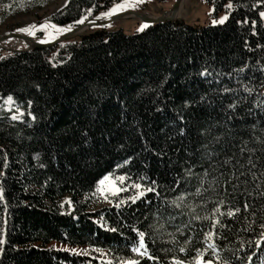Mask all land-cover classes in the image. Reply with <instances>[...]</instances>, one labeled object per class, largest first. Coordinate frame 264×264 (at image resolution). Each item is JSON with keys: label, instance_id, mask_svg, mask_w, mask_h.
Returning a JSON list of instances; mask_svg holds the SVG:
<instances>
[{"label": "trees", "instance_id": "trees-1", "mask_svg": "<svg viewBox=\"0 0 264 264\" xmlns=\"http://www.w3.org/2000/svg\"><path fill=\"white\" fill-rule=\"evenodd\" d=\"M227 3L220 25L174 20L133 34L96 27L53 64L52 49L0 57V99L11 95L25 114L14 122L0 110V264H97L51 244L139 264H194L200 249L219 264L206 248L208 231L216 234L219 260L264 264V0H215L214 7ZM110 4L68 0L50 21L73 28L84 9L96 17ZM204 68L211 75L200 76ZM249 157L255 168L245 163ZM106 175L125 176L129 190L140 183L156 191L132 203L135 194L126 190L110 207L90 212L87 198ZM64 197L72 206L67 213L58 208ZM220 201L222 212L241 211L217 214L224 227H214ZM133 228L145 232L155 259L131 251Z\"/></svg>", "mask_w": 264, "mask_h": 264}, {"label": "rangeland", "instance_id": "rangeland-1", "mask_svg": "<svg viewBox=\"0 0 264 264\" xmlns=\"http://www.w3.org/2000/svg\"><path fill=\"white\" fill-rule=\"evenodd\" d=\"M109 1L111 2L110 7H112L113 3L122 2V0ZM175 1L176 0H142V2L137 3L136 0H129V3H133L135 4V6L126 8L125 10L120 11L115 15L135 12L152 18L167 16ZM67 2L68 0H10L8 4L0 5V41L3 40L0 42V57L5 56L7 53L27 50L31 46V43H28V41H23L21 44H18L16 46L15 44H10V46V41L18 40L16 38H11V35H20L27 38H31L37 43H39L38 41L43 40L44 42L39 44H44L51 42L56 38L68 33L69 31L63 32L62 34H57L56 30L53 28H46L43 30L38 29L35 31L34 36L28 35L24 32L16 31V29L26 27L27 25L39 26L44 24L46 21L53 24L50 21V18L54 14L60 12L66 6ZM214 2L215 0H187L184 6L181 8L182 10H180L179 15L175 16V20L183 22L187 25H195L199 27L223 24L226 20L223 23L216 24H213V21H218L223 16L227 17L228 11L231 8L226 7V5H228L227 3L224 5L222 10L217 11L214 7ZM115 15H112L108 18L100 17V14L96 17H92L91 12L89 13L88 10L84 9L81 18L86 17V19L84 20L85 23L89 21H105ZM97 17L100 18L98 19ZM262 20L264 22V18H262ZM82 24H76V26ZM142 24L143 23L139 22V20L134 16L126 15L125 18L108 24L105 29L109 31L122 29L126 34H133L134 32H141L138 31V29L141 27ZM76 26L73 28H76ZM58 27L64 28L61 26ZM91 29L93 28H87L85 30H82L78 34L72 35L66 38L65 40H62L61 42L57 43L55 46L51 47L50 49H52V53L49 56V61L52 64L55 63L56 56L59 52L64 50L68 45L77 43L79 41V37L84 33L89 32ZM53 36H55V39L52 38ZM6 38L7 40H4ZM4 100L5 99H0V110L7 113L11 121H22L25 117V114L20 109V107L15 103L6 105L4 103ZM17 108L20 109L23 115L20 117V119L13 120L11 119V117L17 114ZM115 178L116 177H110V179H112L113 182L116 183L117 187H122L126 190H129L124 186L125 182L121 184L120 182L116 181ZM96 188L97 185L94 191L87 198L90 203V212H95L101 208L110 207L113 204L114 200L120 194H123L126 191H121L116 196L108 195L107 193H105V196H101L100 193L96 191ZM129 191L134 194L136 192L134 188H131ZM66 201H69V199L64 197L58 203V208L63 213H67L72 210L71 204L69 205L68 203H66ZM109 201H111V203H109ZM50 247L54 249H62L69 251H71V249H75V253L86 255L96 260L97 264H121L114 262L102 251H96L89 248H69L57 244H51Z\"/></svg>", "mask_w": 264, "mask_h": 264}, {"label": "snow or ice", "instance_id": "snow-or-ice-1", "mask_svg": "<svg viewBox=\"0 0 264 264\" xmlns=\"http://www.w3.org/2000/svg\"><path fill=\"white\" fill-rule=\"evenodd\" d=\"M136 2L139 3V2H142V0H136ZM134 6H135V4L129 3V0H122V2H120V3H113L112 7L109 8L107 11L101 12L100 13V17L108 18V17H110L112 15L117 14L120 11L125 10L126 8L134 7ZM226 7L231 8L232 7L231 3L226 5ZM88 11L90 13L91 9H89ZM260 16L262 18H264V12H261ZM100 17H97V18L99 19ZM85 19H86V17H82L80 20L75 21V23L76 24H82V23H84ZM226 19H227V17L223 16L218 21L214 20L213 24L223 23ZM145 27H147V25L146 24H142L141 27L138 29V31H143ZM46 28H53V29L56 30L57 34H62L63 32L71 31L72 26L69 25V26H66L64 28H59L57 25L51 24V23L46 21L42 25H39V26H37V25H27L26 27L16 29V31L24 32V33H26L28 35L34 36L36 30H38V29L39 30H43V29H46ZM52 38L55 39V36H53ZM38 42L43 43L44 41L41 40V41H38ZM258 47H259V45H258ZM53 67H55V65H53ZM237 71H243V68H240ZM199 75L200 76H205V75H211V73L209 72V70L207 68H204L202 71L199 72ZM222 91L229 92V91H231V89L224 88V89H222ZM245 91L251 92V90L247 89V88L245 89ZM204 99H205V96H201L200 97V101H203ZM4 103L6 105L13 104L14 103L13 97L11 95H8L6 97V99L4 100ZM29 104H31L30 101H29ZM184 106L185 107L188 106V102L187 101L185 102ZM227 107L230 108V109L235 108L236 107V102L233 101L232 103H229L227 105ZM16 113L17 114L13 115L11 117V119L18 120L23 115V113L20 111L19 108L16 109ZM29 115H31V113H29ZM33 119H34V117H33ZM179 132H180L181 135H183L184 129H182V128L179 129ZM241 151L243 152V151H245V149H241ZM129 159H131V158H129ZM230 160H231V158H228L223 163L224 164H228L230 162ZM128 163H129V160H125L124 161V164H128ZM237 163L240 164L239 161H237ZM245 163L246 164H250L252 166V168L256 167V164L253 163V161H252V159L250 157L245 161ZM41 166H43V165H41ZM117 167H119V165ZM240 167L243 168L244 165L240 164ZM189 172H190V169H189ZM244 174H245L244 172H240L239 173L240 176H243ZM249 174L251 175V177L254 180L256 179V173L255 172H252L251 170H249ZM2 175H3V173L0 172V176H2ZM205 175H207V172H205ZM261 175L264 176V172H262ZM125 179H126L125 176H119V177L115 178V180L120 182L121 184L125 181ZM143 179H145V178L141 177V180H143ZM155 183H156L155 181H152L153 185H155ZM176 183H179V181H176ZM201 183H203V180H201ZM131 187L136 190L134 196L128 197V199L131 200L132 203H135L137 200H139L141 197H143L146 192H155L156 191L155 187H144L140 183H133L131 185ZM125 190L126 189H124L122 187H117L116 183H114L113 180L110 179V176H108V175L104 176L100 181L97 182L96 191L99 192L101 196H105V193H107L108 195L116 196L119 192L125 191ZM200 192H201L200 188H197L196 189V194L200 195ZM2 193H3V189L0 188V200L3 199ZM249 195H251V193H249ZM260 195L264 196V192H261ZM181 200H183V196H180L176 200H173L172 203L175 204L176 207H180V204L177 201H181ZM66 203H68L69 205L71 204L70 201H66ZM109 203H111V201H109ZM124 203H125V201L121 200L119 202V204H117L116 206L119 207L121 204H124ZM223 203H224V201H220L219 204L215 208H213V210H212V225L214 227L217 226V225L219 227H224V224L217 218V214H219V216H221V217L226 215L227 217L232 218L235 214H237V213H239L241 211L240 207H235L234 209H229L226 213L222 212L221 208H220V204H223ZM243 209L245 211H247L249 209V205L248 204H244L243 205ZM193 219H195V220H200V219L207 220V219H209V217L208 216H204V217L193 216ZM260 227L262 229H264V223L260 224ZM108 230H110L112 232L117 231V229H115V228H111V229H108ZM132 230L134 232H136V235L138 237V241L131 248V251L133 253H136L140 257H146L149 260L155 259L154 256L149 254L148 247H147L146 242H145V236H146L145 232L139 231V230H137L135 228H133ZM177 231H179V229H177ZM169 235H171V234L169 233ZM215 235L216 234L214 232H212V231H208V232H206L204 234V242L206 244V248L211 250L213 257L216 258L219 261V264H228V261H226V260H219L217 245H216V243L213 240V237ZM260 238L264 239V232H261ZM3 242L4 241L2 239H0V244H2ZM187 242L188 241L186 240L185 243H187ZM257 243H259V241H257ZM71 251L74 252V253L76 252L75 249H71ZM96 251H99V249H96ZM179 251L180 252H185V248L181 247L179 249ZM121 264H139V261L136 260V259H128V260H123L121 262ZM174 264H184V262L182 260L177 259V260L174 261ZM194 264H212V260L204 259V252L201 251L200 249H197L196 250V256L194 258Z\"/></svg>", "mask_w": 264, "mask_h": 264}, {"label": "water", "instance_id": "water-1", "mask_svg": "<svg viewBox=\"0 0 264 264\" xmlns=\"http://www.w3.org/2000/svg\"><path fill=\"white\" fill-rule=\"evenodd\" d=\"M181 0H176L174 2V4L172 5L169 14L167 16H161L158 18H152V17H148L142 14H138L135 12H129V13H123V14H118L115 15L111 18H109L108 20L105 21H89V22H85L82 25H78L76 26V28H73L71 31H69L68 33L56 38L55 40L48 42L46 44H35L33 39L31 38H27L24 36H20V35H11V38H16V39H23V40H29L31 42H33L34 44L29 47L27 50L24 51H30V50H34V49H50L51 47L55 46L57 43L61 42L62 40H65L66 38L72 36V35H76L79 32H81L82 30H85L87 28H96V27H102L105 28L108 24H111L113 22H116L122 18H125L126 15L131 14L133 15L135 18H137L139 20V22L146 24V25H157V24H161L164 22H168V21H174L175 20V14L177 12V9L179 7ZM4 40H7L4 39ZM3 41V40H1ZM0 41V42H1Z\"/></svg>", "mask_w": 264, "mask_h": 264}, {"label": "bare ground", "instance_id": "bare-ground-1", "mask_svg": "<svg viewBox=\"0 0 264 264\" xmlns=\"http://www.w3.org/2000/svg\"><path fill=\"white\" fill-rule=\"evenodd\" d=\"M187 0H181V2H180V4H179V7H178V9H177V12H176V16H178L179 15V12H180V10H182L181 8L184 6V4H185V2H186ZM128 15H131V14H128ZM133 16V15H132ZM126 17V16H125ZM129 17H131V16H129ZM23 41H28V43L30 42L31 43V46L35 43V44H39V43H41V42H39V43H37L36 41H34V43L33 42H31V41H29V40H23V39H18V40H12V41H10V43H9V45L10 44H15V46L16 45H18V44H21ZM44 44H46V43H44ZM11 46V45H10ZM14 46V45H13ZM30 46V47H31ZM5 47V46H4Z\"/></svg>", "mask_w": 264, "mask_h": 264}]
</instances>
